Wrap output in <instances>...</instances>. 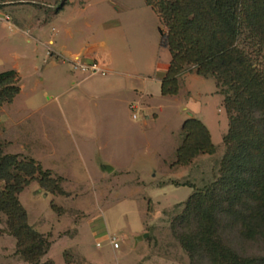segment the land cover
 <instances>
[{
	"label": "rangeland",
	"instance_id": "rangeland-1",
	"mask_svg": "<svg viewBox=\"0 0 264 264\" xmlns=\"http://www.w3.org/2000/svg\"><path fill=\"white\" fill-rule=\"evenodd\" d=\"M5 1L23 6L10 12L33 27L52 19L41 31L26 27L28 34L0 21V72L17 65L24 83L8 111L0 109V147L39 161L55 180L51 191L39 175L19 194L29 223L51 242L37 264H200L173 223L188 197L220 176L229 116L215 78L190 67L178 94L161 93L171 53L148 0H68L58 14L62 0ZM119 19L121 31L108 28ZM69 50L80 51L82 63L86 54L101 56L116 71L140 76L96 72L85 81L92 72L75 68ZM190 117L208 126L217 149L175 165ZM237 241L246 254L264 255L263 240ZM0 264H36L21 252L3 212Z\"/></svg>",
	"mask_w": 264,
	"mask_h": 264
},
{
	"label": "trees",
	"instance_id": "trees-1",
	"mask_svg": "<svg viewBox=\"0 0 264 264\" xmlns=\"http://www.w3.org/2000/svg\"><path fill=\"white\" fill-rule=\"evenodd\" d=\"M5 2L0 0V6ZM67 2L62 0L56 12ZM148 3L163 22L161 44L171 53L161 93L178 94L181 75L194 67L198 75L215 78L229 116L220 176L188 197L173 228L193 262L201 264L205 258L207 264H264V255L246 254L237 241H264V0ZM19 82L15 69L0 72V104L14 100ZM182 133L175 165H189L200 154L216 152L201 119H186ZM51 173L39 161L20 160L0 147V212L8 216L21 252L36 264L51 242L29 223L19 194L39 175L42 187L53 191Z\"/></svg>",
	"mask_w": 264,
	"mask_h": 264
},
{
	"label": "crops",
	"instance_id": "crops-1",
	"mask_svg": "<svg viewBox=\"0 0 264 264\" xmlns=\"http://www.w3.org/2000/svg\"><path fill=\"white\" fill-rule=\"evenodd\" d=\"M11 2H13V1H11ZM11 2H5V3H7V4H4V6H2V7H0V21H3V22H5V23H7V25H8V27L10 28V29H17V28H19V29H21V30H23V31H25V28L26 27H31L30 29L31 30H33L34 28L35 29H37V30H39V31H41V30H43V27L50 21V20H52V19H49V17L48 18H46L47 20H45V21H43V22H41L39 19H41V18H39L38 20V22H37V25H35L34 27H33V25H30L29 24V22H27L28 21V18H20V17H17V16H14V14L13 13H11L10 11L11 10H13V8H15V9H20V7H23V6H18L17 4H13V3H11ZM34 2V1H33ZM67 4V3H66ZM65 4V5H66ZM64 5V6H65ZM64 8V7H63ZM57 14L59 13V12H56ZM3 14V15H2ZM122 27H123V22L119 19V20H116L114 23H111L109 26H108V28H111V29H119V31H121L120 29H122ZM26 32V31H25ZM27 34H28V31L26 32ZM28 41H29V39H28ZM48 43H50V44H54V39L53 38H50L49 39V41H48ZM102 45L105 47V42L104 41H102ZM69 53L71 54V55H74L75 56V59H80V55H81V52L80 51H78V52H74V51H72V50H69ZM50 54L51 55H55V54H57L56 53V51L55 50H53V49H51V51H50ZM58 56V55H57ZM87 59L86 60H88L87 61V63L88 62H93V61H97V62H99L100 63V65L102 66V68H104L105 70H106V72H108V73H111V74H113V73H118V74H120L122 77H130V78H134V77H137V75H139L140 76V73L138 72V73H133L132 71L130 72H128L127 71V73H125V72H119L118 70L116 71L114 68H112L111 67V65H110V63L104 58V57H97V56H95V55H92V54H86V56H85ZM91 60V61H90ZM170 61H171V57L169 58V61L168 62H165L163 65H162V68H163V73H162V78L166 75V73H167V70H168V68H169V66H170ZM58 64V62L57 63H55V64H53V65H57ZM12 69H15L17 72H18V75H19V78H20V82H19V84H20V87H21V89H20V92L15 96V98H14V100L12 101V102H10V103H4L3 105H0V109H5L6 111H8V109H9V107L11 106V105H13L16 101H17V99H18V97L23 93V91H24V83H23V81H22V78H23V76H22V72H21V70H20V68L17 66V65H15L14 66V68H12ZM7 70H10V69H7ZM4 71H6V70H4ZM2 72V71H1ZM107 73V74H108ZM94 75H96L95 73H91V74H88V75H86V76H83V80H85V81H88V80H90V79H93V76ZM104 75H105V73H104ZM144 79H147L146 77H144V76H142ZM128 79V78H127ZM162 81V80H161ZM74 83H75V81H73ZM131 87L134 89V90H136L137 92V94H139V93H141V96L140 97H142L143 98V96L145 95V92H144V90H138L136 87H134V85L132 86L131 85ZM130 86L128 87V86H126V88H131ZM139 91V92H138ZM147 95V94H146ZM131 101V100H130ZM131 106H133V103H131ZM9 116H12V115H10V113H9ZM13 117V116H12Z\"/></svg>",
	"mask_w": 264,
	"mask_h": 264
},
{
	"label": "built area",
	"instance_id": "built-area-1",
	"mask_svg": "<svg viewBox=\"0 0 264 264\" xmlns=\"http://www.w3.org/2000/svg\"><path fill=\"white\" fill-rule=\"evenodd\" d=\"M75 62H74V66L75 68H81L83 71H91L93 73H96V72H100V73H106V70L104 68H102V66L100 65L99 62L97 61H93V62H90V63H82L80 62V59H74ZM111 241L113 242V245L115 248H118L120 245L119 243L114 239L112 238Z\"/></svg>",
	"mask_w": 264,
	"mask_h": 264
},
{
	"label": "water",
	"instance_id": "water-1",
	"mask_svg": "<svg viewBox=\"0 0 264 264\" xmlns=\"http://www.w3.org/2000/svg\"><path fill=\"white\" fill-rule=\"evenodd\" d=\"M148 236H149V233H146V234H145V237H148Z\"/></svg>",
	"mask_w": 264,
	"mask_h": 264
}]
</instances>
